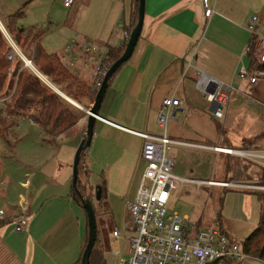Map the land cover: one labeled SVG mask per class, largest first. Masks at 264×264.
<instances>
[{"label": "crops", "instance_id": "crops-1", "mask_svg": "<svg viewBox=\"0 0 264 264\" xmlns=\"http://www.w3.org/2000/svg\"><path fill=\"white\" fill-rule=\"evenodd\" d=\"M134 2L77 0L69 14L68 27L75 36L83 39L90 41L92 37L95 43L118 42L124 46L134 23ZM209 4L215 15L207 19L202 0H145L139 42L131 59L109 84L99 112V117L108 122L96 120L91 145L83 156L82 184L87 191L96 192L98 187L104 189L112 212L107 218L113 229H120L114 224L122 225L129 217L126 202L134 200L146 166L142 160L143 140L130 131L162 134L157 117L166 98L174 97L180 101L175 120L169 121L168 136L189 145L170 147L173 149L171 154L177 156L170 157L175 161L174 174L180 173L175 174L178 177L222 182L216 175L225 177L224 155L210 148L243 149L245 141L264 133V77L254 86L239 78L241 70L250 71L247 49L253 35L249 24L253 16L259 15L261 32L264 0H209ZM80 10L81 18L77 21ZM0 11L6 20L13 16H6L4 9L0 8ZM117 24L123 27L118 28ZM0 25L3 26L2 20ZM74 50L80 52L78 48ZM60 57L64 65L71 61L66 48ZM190 63L232 87L230 98L232 94L233 97L224 119L214 117L211 105L198 91L194 69H187ZM69 71L85 84L93 85L92 72L84 60L78 61L76 69ZM235 115L245 120L242 128L251 131L242 139L231 133L225 135V127ZM76 127L79 132L71 139L77 140V144L71 146V152L77 149L86 132L84 121ZM68 140L70 138L65 136L44 137L43 146L48 147H43L37 169L33 173H24L21 180H15L9 173H0V208L7 216L0 226V264H76L81 258L88 219L72 197L70 170L73 163L70 157H62L58 148L61 141ZM217 141L221 145H215ZM254 147L262 148L257 143L252 145ZM209 153L217 155L214 163L205 162ZM220 160L219 168L215 164ZM86 173H101V177L98 175L93 181ZM205 186L212 192L221 189ZM178 195L179 191L173 201ZM22 198L30 218L27 229L17 233L13 221L19 214L17 205ZM123 226L128 227V223Z\"/></svg>", "mask_w": 264, "mask_h": 264}, {"label": "built area", "instance_id": "built-area-1", "mask_svg": "<svg viewBox=\"0 0 264 264\" xmlns=\"http://www.w3.org/2000/svg\"><path fill=\"white\" fill-rule=\"evenodd\" d=\"M76 1L64 0V7L70 9ZM116 1L123 2V0ZM202 5L205 17L212 18L215 15V10L210 6L209 0H202ZM261 24L260 16H253L249 24V31L258 40L255 58L260 65H264V36L259 34ZM116 26L123 27L122 24ZM0 27L12 48L17 52V46L6 29L2 25ZM122 47L123 45L118 42L99 44L76 36L66 47L71 61L64 66L68 70L76 69V63L84 60L92 72L93 83L100 88L108 72V67H111V64L109 66L108 63L111 51ZM75 48H78L80 52H75ZM15 52L8 57L9 60L15 59ZM24 61L26 64L30 63L29 66L32 65L43 84L53 88L48 77L42 75L33 66L32 60L24 59ZM190 68L194 69L197 89L211 105L214 117L219 120L224 119L232 87L193 67L192 63L187 69ZM263 77L264 71L262 70L251 72L243 69L239 73L240 80L248 82L251 86L256 85ZM62 97L66 99L65 96ZM256 103L260 105V103ZM78 108L83 110L81 106ZM179 108L180 101L174 97L166 98L163 101L157 117V124L163 130L160 135L130 131L143 140L142 160L146 166L134 200L126 202L133 228L128 229L124 226L123 231H128L131 234L128 239L130 247L128 258L121 260L119 264H245L251 260V257L242 245L225 233L219 223H216L214 227L199 229L190 224L187 216H181L176 212L170 214L168 207L179 191L177 185L180 188L186 184H194L198 188L208 185L225 190L255 191L264 194V180L240 182L229 179L222 182H203L176 176L174 174L175 161L168 155L169 149L171 146L188 145L168 136L169 121L175 120V112ZM97 120L108 122L101 117H97ZM210 149L216 153L241 159L253 166H261L264 177V148L224 149L216 147ZM17 209L19 214L13 221L14 231L21 233L27 229L30 218L25 199L20 200ZM6 219L5 211L0 208V226ZM121 238L122 229H113L110 234L109 252L117 256L120 255L118 242Z\"/></svg>", "mask_w": 264, "mask_h": 264}, {"label": "rangeland", "instance_id": "rangeland-1", "mask_svg": "<svg viewBox=\"0 0 264 264\" xmlns=\"http://www.w3.org/2000/svg\"><path fill=\"white\" fill-rule=\"evenodd\" d=\"M0 8L5 10L6 16L9 14L15 15L19 12L23 13L17 23V28H20L21 31L24 32V34L21 35V42L18 43L17 41H15L14 35H11V32L8 31L10 18L6 20L2 12L0 11V20H2L3 26H5L6 31L8 32L18 49V51L15 52V50L11 46V43L9 42L7 37L4 36L2 32L3 30L0 27V33L2 34L3 40L6 43V49L9 51L7 52L8 55L6 58L11 62L9 70V82L14 78L17 79L21 71H28L29 73L37 77L36 70H34L32 66H26V63L24 61V59L31 61L34 56V47L31 46L30 41L26 42L27 30L37 29L38 31L44 32L45 37L42 41L43 48L47 53L57 54L59 56L62 55L64 49L70 44L71 40L76 37L75 32L71 31L67 23L69 14L73 10V8H65L64 0H0ZM259 11H256L255 13L260 14ZM81 13L82 10L78 12V15L76 17L77 21H80ZM263 27L264 25L261 26V32L259 33L261 36H264ZM38 31L32 34V38L35 39L36 42H39V39L37 38V33H39ZM91 40L95 43L92 37ZM14 52L15 59L11 61L8 59V57ZM66 60L68 59L66 58ZM68 62L69 60L66 63ZM258 65L259 63L256 64L257 67ZM16 70H18V74H15ZM79 80L82 81L81 79ZM49 81L52 83L51 79ZM52 85L53 88L48 85L45 86H47L57 94L58 92L62 93L59 87H57L53 83ZM13 93L14 91H7V93L0 95V119H3L5 121V124L0 125V173H9L15 180H21L24 173H33L34 170L37 169L38 159L42 154V151L44 149L43 147H48L43 146V139L46 136L49 139L50 137L46 135L38 126L33 124L28 116L13 118L6 115L5 108L8 102H10ZM232 97L233 94L230 98V103L232 101ZM66 101L70 103L68 100ZM79 102L85 114L86 111H88L92 107V105H90V101H88L87 99L81 100ZM76 108L79 109L78 107ZM239 116L240 115H235V117L231 119L230 123L226 125L225 135H227L228 133L229 136V133H231L232 135L239 136L242 139L245 134H251L249 133L251 131H247L242 128L245 120L243 118H238ZM233 119H235L234 122ZM219 122L223 123V121ZM12 123V126H6L7 124L11 125ZM248 125L249 124L247 123V126ZM2 135H5L6 138ZM263 136L264 135L257 136V138L245 141L242 145V148H252V146H249V143L255 144L258 142V140L255 142V139L260 140ZM76 144L77 140L72 139L68 141H61L58 144V148L61 150L60 155L64 158L70 157L71 163H74L75 154L78 149L77 147L74 152H71V146L74 147L76 146ZM257 144L264 148V139H261V141ZM215 145H221V142L217 141ZM172 150L173 149H170L168 155L170 154L169 156H174V158H177L174 152V155L171 154ZM186 150L189 151V149ZM53 152H55L54 149ZM47 153L48 152H46L45 154ZM223 155L224 161H227L229 159L232 161V163L238 165L234 170V176L230 180L240 182H255L263 180V169L261 166L254 165L247 170V172L249 173H244V170L249 167L247 165L248 163L234 159L231 156L228 157L225 154ZM58 157V159H60V156ZM216 159L217 155L209 153V158L204 160L206 163H208V161L214 163V160ZM215 166H218L220 168L221 160L218 164H215ZM70 173L72 176V168L70 170ZM86 174L88 175V177L90 175V178L93 181L97 180L98 175L99 178L101 177V173ZM175 174L177 175L180 173ZM216 179L222 181L226 180L225 177L221 178L219 177V175H216ZM177 188L179 190L180 186L177 185ZM83 189L86 198H89V195L95 192L92 189H90V191H87L84 185ZM18 192L19 189L15 191L16 194ZM211 192L212 191L207 186L198 188L196 187V185H184V187H181V189L179 190V195L176 200L169 205V213L172 214L176 212L181 216H187L189 218L190 224L196 227L199 226V229L214 227L216 223L221 221L224 231L240 245L244 244L252 234V232H254L253 230H255L258 226L260 212L258 201L259 192L256 193L255 191H241L235 189L224 190L222 188L215 189L212 193ZM222 198H224L223 204H221ZM219 216H221V219L219 218ZM110 223L112 222H110L107 218V214L103 209H100L97 218V228L99 230L98 247L101 252L103 251L106 264H119L121 260L128 258V251L130 247L128 239L131 234L128 231H123V224L128 223V228H132L133 223L128 217L125 218V220L122 222V225L114 224L115 227L122 229V238L118 242L120 250L119 256L112 254V252H109L110 234L113 230ZM245 264H264V262L262 260H256L251 257V260L247 261Z\"/></svg>", "mask_w": 264, "mask_h": 264}, {"label": "trees", "instance_id": "trees-1", "mask_svg": "<svg viewBox=\"0 0 264 264\" xmlns=\"http://www.w3.org/2000/svg\"><path fill=\"white\" fill-rule=\"evenodd\" d=\"M138 7L139 1L135 0L134 23L132 25L131 30L129 31L127 42L132 30L135 28L138 22ZM22 14L23 13L19 12L13 16H10L8 24V31L11 32V35H14L15 41H17L18 43L21 42V35L24 34V32H22L20 28H17V23L21 18ZM34 32L37 31L30 30L27 32L26 42L30 41L31 46L34 47V56L31 60L33 61L35 68L42 75L48 77L49 80L51 79L52 83L60 88L62 94L74 101L75 103L79 104V101L87 99L88 101H90V105H94L96 95L100 88L96 87L95 84L87 85L80 81L78 78H76L74 75H72L70 71L64 66L62 59L59 55L49 54L43 48L42 39L45 36V33L38 31L39 33H37V38L39 39V42H36V40L32 38V34ZM257 41L258 40L253 37L247 52V57L250 60L249 68L251 72H254L256 70L264 71V65L259 64L258 67L256 66V64L258 63L255 58ZM127 42L122 48L111 51L110 60L108 61L109 66L110 64L112 65L114 62H116L123 55L124 50L127 46ZM6 48V43L3 40L2 34L0 33V95L7 93V91H14L13 95L11 96L10 102H8V104L6 105V115L13 118L28 116L30 120H32V122L38 125L40 129H42V131L50 137V139L58 138L59 136H65L66 138L70 139L74 137L79 132L76 125L86 117V114L83 111L74 107L73 104L71 105L70 103H68L61 95L57 94L47 86L43 85L40 79H38L28 71H21L17 79L14 78L9 82V70L11 62L8 61L6 58L8 55L7 52H9ZM109 69L110 67H108V70ZM15 74H18V70H16ZM115 75L113 76V78L115 77ZM113 78L111 79V81L113 80ZM3 124H5V121L3 119H0V125ZM12 125L13 123L11 125L7 124L6 126ZM262 135H264V133ZM2 136L5 137V135ZM261 139H264V136ZM261 139H255V142L257 140L258 142H260ZM253 144L254 143H249V146H252ZM222 148L229 149L231 147L223 146ZM84 154L81 156V162L79 165V179L77 182V189L73 188L72 193V197L82 208L83 203L78 193L83 196L85 195L82 184L83 176L85 174L82 168ZM227 156L230 157V155ZM233 158L239 161H243L235 157ZM247 165L249 167L246 168L244 172L247 171L249 168L253 167L251 163H248ZM237 166L238 165L232 163V161L229 159L225 161V181H227V179H231L234 176V170ZM100 189L101 194L99 199H96L97 190L96 192H93L95 195L93 193L89 195V199L93 203L97 218L100 209H103L107 215H112V212L105 197L104 189ZM258 194V201L260 205L259 224L254 230V232H252V234L246 240V242L242 244V246L244 247L248 255H250L256 260H262L264 262V194ZM84 197H86V195ZM223 202L224 198L221 199V204H223ZM219 218L221 219V216H219ZM218 223L222 227L221 221H219ZM87 244L88 232L83 241L81 258L76 264H81ZM98 246L99 230L97 228V240L90 257V264H106L103 251L101 252Z\"/></svg>", "mask_w": 264, "mask_h": 264}, {"label": "water", "instance_id": "water-1", "mask_svg": "<svg viewBox=\"0 0 264 264\" xmlns=\"http://www.w3.org/2000/svg\"><path fill=\"white\" fill-rule=\"evenodd\" d=\"M139 7H138V22L135 28L132 30L130 38L128 40L127 46L124 50L123 55L114 62L110 69L108 70L102 85L96 95L94 105L86 111V117L83 119L84 123L86 124V132L84 138L82 139L81 143L78 146V149L75 154L74 163H73V179L72 185L74 189H77V182L79 179V165L81 162V156L89 149L94 133V127L96 124L97 117H99V112L106 95L107 89L109 87V83L113 76L121 69V67L126 64L132 57L136 46L139 42L143 25H144V18H145V0H138ZM27 66L30 63L26 64ZM60 95V93H58ZM83 111V110H82ZM101 194V189L97 188V197L99 199ZM80 199L83 203V208L86 212L87 219H88V244L86 246L85 252L83 254V258L81 264H90V257L92 251L94 249L96 240H97V216L95 213V209L93 207L92 201L87 197H84L80 193H78Z\"/></svg>", "mask_w": 264, "mask_h": 264}, {"label": "bare ground", "instance_id": "bare-ground-1", "mask_svg": "<svg viewBox=\"0 0 264 264\" xmlns=\"http://www.w3.org/2000/svg\"><path fill=\"white\" fill-rule=\"evenodd\" d=\"M27 64H28V62H27ZM31 66H32V65H31ZM31 66H30V67H31ZM67 100H68L70 103L73 102V103H71V104H73L74 106L79 107V106H77L78 104L75 103L74 101H72V100H70V99H67ZM74 103H75V104H74Z\"/></svg>", "mask_w": 264, "mask_h": 264}]
</instances>
